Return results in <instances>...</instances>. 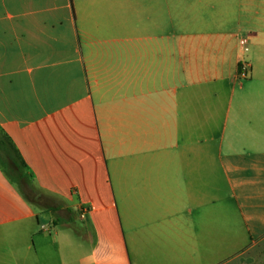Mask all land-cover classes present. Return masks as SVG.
<instances>
[{"label":"crops","instance_id":"obj_1","mask_svg":"<svg viewBox=\"0 0 264 264\" xmlns=\"http://www.w3.org/2000/svg\"><path fill=\"white\" fill-rule=\"evenodd\" d=\"M0 129V264H264V0H0Z\"/></svg>","mask_w":264,"mask_h":264},{"label":"trees","instance_id":"obj_2","mask_svg":"<svg viewBox=\"0 0 264 264\" xmlns=\"http://www.w3.org/2000/svg\"><path fill=\"white\" fill-rule=\"evenodd\" d=\"M0 168L5 173L7 172V176L9 172L12 177L11 181L15 185L27 178L25 173L28 170L26 163L15 144L2 129H0Z\"/></svg>","mask_w":264,"mask_h":264},{"label":"rangeland","instance_id":"obj_3","mask_svg":"<svg viewBox=\"0 0 264 264\" xmlns=\"http://www.w3.org/2000/svg\"><path fill=\"white\" fill-rule=\"evenodd\" d=\"M7 173V172H6ZM27 178L23 179L19 184H16V187L22 192V194L33 203H38V199L42 200L44 198L43 193L36 186L35 181L32 176L29 174L28 170L25 171ZM8 177L12 179L11 175L8 172Z\"/></svg>","mask_w":264,"mask_h":264},{"label":"built area","instance_id":"obj_4","mask_svg":"<svg viewBox=\"0 0 264 264\" xmlns=\"http://www.w3.org/2000/svg\"><path fill=\"white\" fill-rule=\"evenodd\" d=\"M240 45L241 47L247 51L248 48H247V41L245 39H242L240 41ZM250 71H251V66L248 62H243L241 65H240V77L243 78V79H246L248 78L249 74H250ZM88 212V210H84V214Z\"/></svg>","mask_w":264,"mask_h":264}]
</instances>
